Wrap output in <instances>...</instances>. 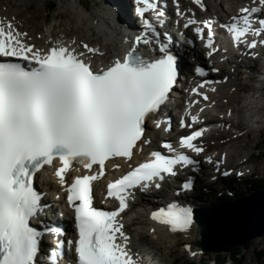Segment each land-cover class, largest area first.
<instances>
[{
    "label": "snow or ice",
    "instance_id": "6c2138e0",
    "mask_svg": "<svg viewBox=\"0 0 264 264\" xmlns=\"http://www.w3.org/2000/svg\"><path fill=\"white\" fill-rule=\"evenodd\" d=\"M193 2L199 4L200 0ZM259 3L264 6V0ZM136 4L135 12L143 18L142 30L133 37L122 59L114 56L99 68L94 66L93 59L96 55L103 56L98 46L83 41L77 45L75 39L66 43L61 39L47 41L50 46L43 50L27 43L26 33L19 32L11 23L7 30L0 25V58H18L28 65L0 60V264H35L38 242L46 234L60 238L46 258L58 253L55 264L63 258L64 233L57 228L44 227L38 231L31 226V221L45 207L39 203L41 194L33 188V176L43 165L51 166L54 160L58 161L54 175L62 188L64 173L72 164L85 169L66 188L76 235L66 242L69 251L74 247V259L67 264H140L139 255L127 247L129 237L119 214L128 207L127 201L134 199L135 189L141 192L151 187L159 189L167 176L177 175L178 167L195 164L188 155L165 142L162 148L170 155L151 150L150 158L131 165L132 157L151 145L152 141L145 138L144 125L166 104L177 79L175 56L166 43L155 38L152 21L144 18L152 10L155 19L163 23L165 12L156 0H136ZM261 10L264 9L241 7L239 16H232L230 23H222L220 27L230 34L233 44H246L248 49H254L257 43L264 45V38L247 40L249 34L264 35V19H258L259 27L253 26L254 14ZM176 14L183 15L179 9ZM202 23L208 30L206 47H212L211 21ZM189 25L198 22L189 18L185 27ZM193 30L197 34L202 32L200 26ZM149 44L158 48L159 56L145 57L137 50ZM81 46L83 51H77ZM215 51L212 47L208 55ZM195 73L205 75L201 67H196ZM205 83L212 81H203L199 86ZM191 92L203 95L197 88ZM185 117L191 122L186 123ZM196 122L197 116L190 115L185 108L180 128L191 129ZM153 123L160 127V121ZM204 131L198 128L181 136L180 148L200 154L203 148L193 141ZM117 158L129 164V170L106 185V198H114L118 206L114 210H101L93 204L92 182L106 175V162L118 169ZM191 187V178L181 186L182 190ZM150 217L171 232H185L192 223V209L170 202L152 211ZM49 264H53L51 259Z\"/></svg>",
    "mask_w": 264,
    "mask_h": 264
},
{
    "label": "bare ground",
    "instance_id": "6f19581e",
    "mask_svg": "<svg viewBox=\"0 0 264 264\" xmlns=\"http://www.w3.org/2000/svg\"><path fill=\"white\" fill-rule=\"evenodd\" d=\"M25 1H29V2H25ZM31 1L33 0H8L9 11L12 12L11 13L12 15L17 14V12L15 13L14 7H19V8L21 7L20 11L21 10L27 11L32 7V4L30 3ZM77 1L79 6L81 7V10L77 12L78 15L75 16L76 17L75 23L77 27L76 31L80 29L82 30V28H87V30L90 31L89 33L92 34L86 36L85 39L81 37L82 36L81 34L80 37L78 38L72 37V39L73 38L76 39L75 41L77 42V45L80 44L81 42L80 39H83L82 41L88 43L90 46L99 47L100 51L103 53V56L96 55L93 57L95 67L98 68L100 66H103L107 62H110L114 56H119L123 49H125L126 47H131L130 39H128L124 35H121L122 33L120 34V30L123 27L122 25L126 26V24H132L134 21L133 20L134 13L132 9L133 7L131 0H93L92 8L91 7L89 8L86 5L87 3L85 4L81 0H77ZM74 4L75 1L70 2V6L72 8ZM247 6L248 5H243L241 7H247ZM70 12L75 13L74 10H70ZM233 12L234 11H227L226 16L230 17V16L238 15L237 13L235 14ZM171 14H174L172 10H171ZM210 14H214L216 18L215 20L220 21L221 18L219 19V17H217V11H215L214 13L212 12ZM0 21H1L0 25H3L6 30H7V25L9 23H11L12 26L16 30H18L17 24H15V22L12 21V19L9 20L4 17L2 19L0 18ZM211 24L213 25L216 24L214 18L211 20ZM56 28H58V26H55L53 28L54 29L53 32H51L52 34L50 37L51 41L55 42L61 39L66 43L71 41L70 39L66 40L65 37L58 36L55 30ZM133 29L135 30V28ZM94 30L101 31V35H97L98 36V37L96 36L97 38L92 39L91 37L93 35ZM149 37H151L150 34ZM24 39L27 43L32 44L39 49L46 50L50 46V44L47 43L49 39L47 38L46 32H44L43 36L38 38L37 41L35 42L32 41V39L29 40L27 37H25ZM125 40H127L128 43H126ZM110 42H113L114 45L113 49L111 50L107 49V46L108 44H110ZM187 47L188 46H186L185 48L187 49ZM202 47L203 44L202 46L197 45V47H195L196 49L195 51L200 55L204 50ZM216 47L217 46H215L214 48ZM137 50L142 51L146 54H156L159 52L158 48H156L154 44L141 45ZM77 51H83L82 46L77 47ZM262 51H263L262 57L264 59V50ZM207 53L208 51H206V54ZM216 60H217L216 68L222 69V74H223L222 78L224 81L220 86L210 88L207 90V92L210 94L211 98L213 99H217L218 101L225 100V104L219 103L217 105L216 104L211 105L213 111H216V113H218V116H214L213 119H211V123L219 125L222 128L218 132L208 137L203 142H206L213 138L220 139L223 140V142L225 141V143L227 144L226 145L227 148H225L226 149L225 152H221V151L217 152L215 150L217 153L212 152L208 155H205V157L202 158V162H201L202 165L205 166V168H209L210 167L209 164L213 163L214 167L211 170L212 171L214 170V172L217 169L221 170L223 168H226L225 171L233 170V169H229V167H227V164L232 163V160L235 157L234 154L235 151L240 153L241 149H243V146L240 145L239 143V140L240 138H242L241 137L242 135L238 134L236 136L231 137L232 134L231 130L229 128H225V126L229 125L231 128L235 130H238L239 128L243 129L246 127L249 129L248 130L249 133L251 132V129L248 123L249 120H251V117L256 115L257 113H259L258 115L264 117V103L263 105H260L261 103H259L260 100L258 99V98L262 99L264 95L259 93L258 97L252 96L253 91H255L257 88L262 91L263 89L260 87V85L253 86L250 83L248 84V82H251L254 78H255L254 81H258V79L261 80L260 82L264 81V61L263 63H261L259 57L257 58L252 56L247 59L244 58L240 60L236 57H232V55L229 53L217 56ZM223 60H225V62H223ZM186 64L188 63L183 62L184 65L183 70L187 69ZM229 67L233 68V72L228 71ZM255 71L258 74H255L254 73ZM241 92H243L246 96L241 95L240 94ZM254 121H256L257 123L261 122L259 120H254ZM262 122L264 123V121ZM161 132L162 131H158V129H154L151 124H146L145 138H149V137L152 138L151 140L152 143L149 146L150 147L149 149L152 150L158 149L159 146L158 141H160L159 138L162 137ZM213 143L216 144V142ZM142 152L145 153L146 149L143 148ZM223 153L224 156H222ZM209 158L211 162H209ZM136 159L137 156L134 155L131 159L132 165L136 164L135 161ZM198 160H200V158ZM249 160L250 159H241L239 165H246V164L248 165ZM116 162L120 164V167L118 169L112 168L111 164L106 165L108 173L106 174L105 178L108 179L112 175L116 176L122 173L123 166L128 163L127 161L121 159L117 160ZM217 162H219L218 164L219 167L215 166L216 165L215 163ZM247 169L254 173L256 171L257 172L264 171V167H261V165H254ZM240 172L244 174L246 170L243 169L241 171L239 170V173ZM205 176H206L205 173L196 170L195 173L191 174V176L189 177L195 181V184H197V183H203L206 179V178L204 179ZM212 176L215 175L214 174L211 175L210 177H208V179H211ZM243 176H241L242 178L238 179V181L241 183L243 182L244 184L246 183L247 178H243ZM207 182H208L207 183L208 187L211 186L210 184L212 182L209 181ZM101 184H102L101 182H96L94 191H98V189L101 187ZM235 184L238 183L235 182ZM34 186L36 188H39V191L43 193V198L41 199V203L43 205H48L49 210L55 212L54 206H58V204L54 203V205H51L50 202L52 203V201H57L58 199L56 197H59L60 199L59 203L62 202L65 192L63 190H60L59 188L60 183L57 182V180L55 179L53 175V170L49 167H46L44 168V170L41 171L40 175L36 174ZM176 188L179 189L180 186ZM172 192L173 191L170 188H168L166 185L165 188L159 190L156 189L149 190L147 194L146 191L144 193L140 191L138 192V200H133L132 202H130V210L124 213L122 216H120L119 221L123 225L124 232L129 237L127 241V247L134 255L137 254L139 255L140 264H162V261L164 260L158 259V254L162 252L164 240L172 239V238L176 239L181 235L180 233L171 232L167 226L161 225L158 222L153 221L150 217V212L156 211L160 207H165L164 204L167 202L168 203L176 202L179 204L187 205L191 209H196L198 207L201 208L198 203L199 198L195 199L194 197L188 195L179 199L177 198L178 196L175 197L174 195H172ZM52 196H54V198ZM158 198L161 199L162 202L160 201L158 202V200H156ZM95 202L99 204L107 203V202H103L102 200H99L97 197ZM137 208L139 209L141 208V210L147 212V215L144 217L143 215L140 214L141 215L140 217L131 218L132 215L131 213L135 212V209ZM62 212L64 217H68V216L71 217L73 215L72 210H70V208H68L67 206H63ZM52 218L54 219L53 221L59 222L58 214L56 215L54 214ZM71 229L72 227H69V225H67V229L65 233L70 232Z\"/></svg>",
    "mask_w": 264,
    "mask_h": 264
},
{
    "label": "rangeland",
    "instance_id": "374dc122",
    "mask_svg": "<svg viewBox=\"0 0 264 264\" xmlns=\"http://www.w3.org/2000/svg\"><path fill=\"white\" fill-rule=\"evenodd\" d=\"M71 1H75L73 8L70 6ZM81 1L85 4L87 3L86 5L89 8L93 7V0ZM245 1L246 0H244V2L242 0H206L205 5L210 8V13H214L215 11H217V15L219 17H225L227 11H234V13L239 11V8L245 4ZM247 1L252 3V0ZM30 3L32 4V7L27 11L21 10V12V7H14L15 13L17 12V14L12 15V12L9 11L8 0H0V18L2 19L5 17L9 20L12 19V21L17 24L18 30L23 33H26V37L29 40L32 39V41L34 42L37 41L38 38L42 37L44 32H46L47 38L50 40V37L52 35L51 32H53V28L55 26H58V28L55 29L58 36L65 37L66 40H73L75 38L80 37L81 35V37L85 39L86 36L92 34L89 33L90 31L87 30V28L77 30L78 33L76 31L77 27L75 23V16L78 15L77 12L81 10V7L79 6L77 0H33ZM253 3L260 4L259 0H253ZM50 5H54L53 11L49 10ZM190 8L191 6L189 7V10ZM70 10H74L75 13L70 12ZM86 33L89 34L87 35ZM97 35H101V31L94 30L91 38H97ZM72 37L75 38L72 39ZM80 40L82 41L83 39ZM113 47V42H110V44H108L107 46V49L111 50L113 49ZM231 70L233 71V68L229 67L228 71L231 72ZM254 80L255 78L251 82H248V84L250 83L253 86L260 85L263 91L257 88L255 91H253L252 96L258 97L259 93L264 95V81H262V83H259ZM240 94L243 96L245 95L243 92H241ZM258 99L260 100H258L259 103H261L260 105H263L264 96L262 97V99ZM220 103L225 104V100L220 101ZM258 114L259 113L252 116L251 120H249V123L247 122L248 125H250L249 127L251 129V132L249 133V129L246 127L243 129L239 128L238 130H235L229 125L225 126V128H229L231 130V137L236 136L238 134L242 135V138H240L239 143L243 146V149H241L240 153H238L237 151H233L235 157L232 160V163L227 164V167H229V169H233L234 175L232 174V177L225 178L221 180V182H218L216 188L212 184H210L212 186L208 187V184L204 182L197 183V187L194 190L195 192L192 193V197L197 198L198 195L199 199H197L201 208L211 206L212 203L215 202V197H213L212 195L215 194V196L218 197V193L220 191L222 193H228V195H232L235 192H242V194L244 193V196H246L250 193L247 188H251V186H254L255 184L259 185V189L264 188V171H256L254 173L247 169L254 165H261V167H264V123L262 122L264 121V117ZM254 120H259L261 122L257 123ZM213 142H216V144ZM203 144L204 146H207L210 153H212L214 149L217 152H225V148H227V144L225 143V141L223 142V140L215 138L210 139L204 142ZM222 156H224V153ZM241 159H250L248 165H239ZM242 169L246 170V172L244 173L245 175L241 172L239 173V170L241 171ZM240 175L246 176H243V178H247L246 183L243 184V182L241 183L238 181V179L242 178ZM235 182H237L238 184H235ZM203 187L206 188V193L201 190L203 189ZM156 200L159 201L161 199L158 198ZM131 214V218L140 217L141 215L145 217L147 215V212L141 210V208H137L135 209V212H132ZM198 233L199 228L197 224L194 223L193 228L188 233H182L176 239L172 238L164 240L162 252L158 254V259L164 260L162 261V264H202L201 262L204 259H209V262H206L204 264H214L215 256L218 253H221L222 255L224 254V252H203L199 248L200 238ZM247 243H249V246L247 249L242 250L240 262H228L226 264H264V235L261 238L253 239L252 241Z\"/></svg>",
    "mask_w": 264,
    "mask_h": 264
},
{
    "label": "water",
    "instance_id": "95a60500",
    "mask_svg": "<svg viewBox=\"0 0 264 264\" xmlns=\"http://www.w3.org/2000/svg\"><path fill=\"white\" fill-rule=\"evenodd\" d=\"M194 218L203 252L241 248L264 235V188L216 206L195 209Z\"/></svg>",
    "mask_w": 264,
    "mask_h": 264
},
{
    "label": "trees",
    "instance_id": "16d2710c",
    "mask_svg": "<svg viewBox=\"0 0 264 264\" xmlns=\"http://www.w3.org/2000/svg\"><path fill=\"white\" fill-rule=\"evenodd\" d=\"M54 5H50L49 10L53 11ZM249 192L253 191L254 189H259V185L255 184L254 186H251V188H247ZM215 197V202L212 203L213 206L219 205L221 202L227 200H233L235 198H238L239 196H244V193L238 192L235 194L234 198H229L226 194H221L219 197H216L215 194L212 195ZM249 246V243L244 244L242 248L240 247H233L228 250V252H224V254L221 255V253H218L215 256L214 263L215 264H226L228 262L237 263L240 262L241 258V252L242 250L247 249ZM177 262V261H176ZM206 262H209V259H204L201 263L204 264Z\"/></svg>",
    "mask_w": 264,
    "mask_h": 264
}]
</instances>
